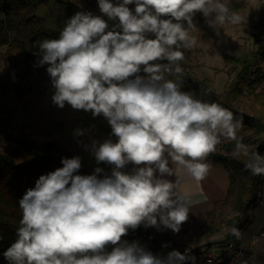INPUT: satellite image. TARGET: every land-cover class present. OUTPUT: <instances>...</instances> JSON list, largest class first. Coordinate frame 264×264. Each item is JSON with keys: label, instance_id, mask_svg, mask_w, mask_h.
<instances>
[{"label": "clouds", "instance_id": "clouds-1", "mask_svg": "<svg viewBox=\"0 0 264 264\" xmlns=\"http://www.w3.org/2000/svg\"><path fill=\"white\" fill-rule=\"evenodd\" d=\"M97 2L103 15L78 11L57 38L34 47L38 65H48L53 103L108 121L115 142L93 141L92 151L98 164L112 166L111 174L101 178L97 167L81 175L79 156L62 158V167L41 175L20 198L16 239L3 256L9 264H195L177 250L162 258L122 237L141 224L178 233L190 201L178 180L164 177L183 168L202 181L209 171L204 161L221 138L237 140L232 111L181 89L180 62L182 49L196 45L190 35L196 13L209 24L243 18L221 0ZM108 21L115 22L111 28ZM235 152L247 158L253 176H264V157L239 141ZM128 164L130 173L122 171ZM231 231L239 238V229Z\"/></svg>", "mask_w": 264, "mask_h": 264}, {"label": "trees", "instance_id": "trees-1", "mask_svg": "<svg viewBox=\"0 0 264 264\" xmlns=\"http://www.w3.org/2000/svg\"><path fill=\"white\" fill-rule=\"evenodd\" d=\"M222 3L226 4L230 11H236L245 5V0H226ZM134 8L135 5L133 10ZM0 12L4 17H13L18 27V35L11 36L3 19L0 18V47L4 49L3 57L9 70L8 80L0 74V96L12 90L18 98L23 99L32 89L31 77L40 78L42 72L49 76L48 65H38L39 50L38 47H34V42L44 38H57L60 31H50L45 27L42 17L36 13V4L31 0H0ZM182 51L186 56L191 49H182ZM223 60L226 64H239L240 68L226 82L222 97H219L212 88L210 78L193 80L183 61L180 62L184 70L183 90L194 93L201 100L215 102L229 109L233 112L235 119L244 125L237 140L227 141L224 151L215 153L212 159L221 161L229 169L230 184L226 197L214 203L213 210L207 214L201 225L181 228L179 231L188 233V237L193 233L196 234L193 236L196 240L206 239L218 230L216 215L230 205L236 213L228 220V231L225 237L232 235L231 230L235 226H244L248 223L251 218L250 208L257 203L259 186L264 180V176H253L246 170V157L233 154L239 141L246 147L256 145L247 148L249 153L256 152L264 157V88L256 91L257 86L264 82V43L260 44L256 50L246 52L241 58L223 54ZM10 77L16 78V82L10 81L12 80ZM244 95L258 105L253 108L252 113L238 110L233 103L239 96ZM11 139L14 144L6 143L0 138V236L3 237L0 239V264H9L3 252L16 239V228L19 227L22 216L19 208L20 198L27 189L35 186L36 180L41 175L62 167V158L72 157L55 139L44 140L41 143L27 135L14 136ZM94 171L95 168L83 164L78 174L90 175ZM97 175L103 178L104 175L110 174L101 172ZM159 229L171 230L163 226ZM156 231L157 227H145L141 224L135 230L129 229L122 240L129 243L137 241L153 253L159 241ZM212 243L206 242L205 245L210 246ZM164 246L157 256L167 257L169 252L165 250L173 248L171 245ZM111 248L112 246L109 245L106 251H111ZM244 251L246 255L249 254L246 248ZM184 264H193V261L186 260Z\"/></svg>", "mask_w": 264, "mask_h": 264}, {"label": "crops", "instance_id": "crops-1", "mask_svg": "<svg viewBox=\"0 0 264 264\" xmlns=\"http://www.w3.org/2000/svg\"><path fill=\"white\" fill-rule=\"evenodd\" d=\"M246 7L248 10L246 9V17H243L244 24H250L254 27L258 26V29L264 28V0H245V5L242 8ZM4 18L5 17H2L3 23ZM104 18L107 19V17ZM112 26V24H109L110 28ZM204 35L205 34L202 33V36ZM205 40V37H202V41ZM236 44L241 45L238 42H236ZM188 54L189 53H187V55ZM185 58L183 63L187 71H192V73L194 72L197 74L192 75L188 72L193 80L199 81L204 77H208L199 70L192 69L202 66L205 68V65L208 66L206 63L208 61L205 58L204 60L206 62L200 58H196L194 62L192 61L190 64L185 63ZM223 68L229 74L227 77L228 81L234 75H231L232 71L229 72L231 69L227 68L226 63L223 64ZM168 78L175 79L174 76ZM30 81L32 83V89L26 97L23 99L16 98L12 102L7 99L2 104L0 102V121H12L20 126L25 123L27 125L26 135L36 142L41 143L44 140L55 139L69 155L72 157L79 156L81 158V165L85 164L95 169L100 167L103 169V172L111 174L112 166L106 163L98 164L92 151L93 141L102 143L106 139H111L115 142L116 137L111 135V127L108 121L102 115L93 117L90 111L73 109L67 103L63 108L55 105L52 101L55 89L51 83L50 76L42 74L40 78L31 77ZM182 87L183 84H181V89ZM212 88L214 89V85ZM222 92L217 93L222 94ZM189 93L197 98L194 93ZM243 127V123L239 121L237 136L242 132ZM78 130H82L83 134H78ZM221 139L229 141L225 138ZM204 163L207 164L209 171L202 181H195L183 168L177 170V176L172 175L164 177V179L172 182L178 180V191L185 195L190 201L188 220L182 224L181 228L201 225L205 221L207 214L213 210L214 203L224 199L227 195L230 184V173L227 166L221 161L212 159H206ZM133 167L132 164H128L122 171L130 173ZM262 196L263 195H260L257 202L262 200ZM251 220L252 218H250V221ZM259 228L260 229L257 231L251 230L247 234L245 240L243 239L242 233L248 229V225L242 230V240L245 244V248L249 252H251L252 235L264 231L263 220ZM258 237L259 245L264 247V235ZM206 242L211 241L207 240ZM256 264L262 263L258 262Z\"/></svg>", "mask_w": 264, "mask_h": 264}, {"label": "rangeland", "instance_id": "rangeland-1", "mask_svg": "<svg viewBox=\"0 0 264 264\" xmlns=\"http://www.w3.org/2000/svg\"><path fill=\"white\" fill-rule=\"evenodd\" d=\"M36 4V13L42 17L45 27L50 31H60L68 18L73 16L78 11L92 12L94 15H103L100 13L98 8L97 0H31ZM226 1V0H221ZM115 2V0H114ZM133 5H129L133 9ZM246 8H241L237 12L242 18L246 17ZM248 10V9H247ZM249 15V14H248ZM4 17L3 13L0 12V18ZM211 19V18H210ZM109 24H114L113 21H108ZM4 24L10 33L11 36L18 35V27L16 25L15 19L13 17H5ZM2 26V25H1ZM202 33L205 34L202 36ZM190 35L195 37L196 45L189 51V54L185 58V63H192L194 60L204 58L208 61V64L205 65V68L202 66L200 68H192L199 70L205 76L211 78L212 86L214 85V90L221 93L224 92L225 84L227 82V77L229 76L228 72L223 68L225 63L223 60V54H231L235 58H241L246 52L256 50L260 44L264 43V28L258 29V26L254 27L250 24H244V20L239 24H230L225 23L220 25L219 23L213 22L211 24L206 22V19L202 13H196L193 18V27L190 29ZM202 37H205V41H202ZM232 38V39H229ZM236 40V41H235ZM236 42L241 45L236 44ZM3 47H0V74H2L4 79H9V70L7 68L6 61L3 57ZM247 50V51H246ZM244 52V53H243ZM227 68L231 69V75H235L236 71L240 68L239 64H227ZM234 69V70H233ZM190 72V71H188ZM199 72V73H200ZM192 75H197L192 71ZM44 74V72H42ZM201 75V74H200ZM10 81L16 82V78L10 77ZM15 79V80H14ZM9 81V82H10ZM264 88V82L257 86L256 91ZM219 94V97L223 96ZM18 98L14 91L10 90L6 95L0 96L1 104L4 103L7 99L13 101ZM235 107L243 112L252 113L253 108L258 105L254 103L250 97L239 96L234 100ZM256 146L254 144L248 145L247 148ZM233 154L235 156L241 157L242 155H236L234 150ZM262 196V200L257 202L252 206L251 218L252 220L243 226V229L248 225V229L243 231V239L245 240L247 234L253 230L257 231L260 228V223L264 221V180L261 181L259 186V197ZM259 200V198H258ZM232 202V199H231ZM236 213V210L232 205L227 206L224 210H221L216 216L218 223V230L205 238L199 240L194 239L193 236L196 234L193 233L191 236H187L188 233H174L172 230H164L157 228L156 234L158 235L159 241L157 244L161 245L163 248L164 245H171L173 248L186 247V246H196L204 245L206 241L213 242L212 245L221 244L226 238L225 234L228 231V220ZM190 235V234H189ZM155 244V243H154ZM220 248H217L215 252H220ZM170 252L169 250H165ZM198 264V263H196Z\"/></svg>", "mask_w": 264, "mask_h": 264}, {"label": "built area", "instance_id": "built-area-1", "mask_svg": "<svg viewBox=\"0 0 264 264\" xmlns=\"http://www.w3.org/2000/svg\"><path fill=\"white\" fill-rule=\"evenodd\" d=\"M27 134V125H18L12 121H0V138L6 143L14 144V136H21ZM227 140L221 139L216 150L211 153L206 159H213L214 154L217 152H223ZM239 229L240 236L237 238L235 235H230L225 238L221 244L217 245H196L186 246L182 248L174 247L169 251L177 250L181 253H185L189 257H195V263L198 264H256L261 262L264 264V247L258 243V236L264 235V231H260L258 234H253L251 238V252L248 255L245 254V244L242 240L243 226H235ZM162 246L156 244L153 249L154 255H159L162 250ZM217 248H220V252H215ZM168 250V248L166 249ZM187 261H192L188 259Z\"/></svg>", "mask_w": 264, "mask_h": 264}]
</instances>
